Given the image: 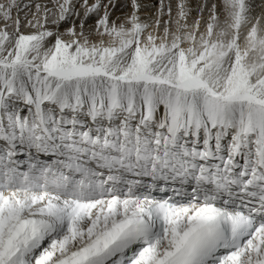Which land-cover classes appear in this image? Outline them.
<instances>
[{
	"label": "snow or ice",
	"instance_id": "snow-or-ice-1",
	"mask_svg": "<svg viewBox=\"0 0 264 264\" xmlns=\"http://www.w3.org/2000/svg\"><path fill=\"white\" fill-rule=\"evenodd\" d=\"M0 264H264V0H0Z\"/></svg>",
	"mask_w": 264,
	"mask_h": 264
},
{
	"label": "bare ground",
	"instance_id": "bare-ground-1",
	"mask_svg": "<svg viewBox=\"0 0 264 264\" xmlns=\"http://www.w3.org/2000/svg\"><path fill=\"white\" fill-rule=\"evenodd\" d=\"M140 2L144 5H149V6H153V5H158L159 0H140ZM189 4L194 6L195 3L197 2V0H188ZM257 3H260L261 0H256ZM152 8L149 7L147 9L144 10V14H151L152 12ZM257 14L259 15V10H257Z\"/></svg>",
	"mask_w": 264,
	"mask_h": 264
}]
</instances>
